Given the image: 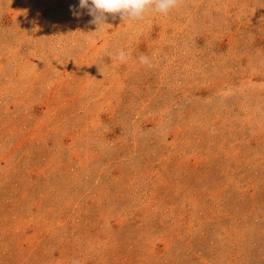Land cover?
<instances>
[{"label":"rangeland","instance_id":"obj_1","mask_svg":"<svg viewBox=\"0 0 264 264\" xmlns=\"http://www.w3.org/2000/svg\"><path fill=\"white\" fill-rule=\"evenodd\" d=\"M77 4L0 0V264H264V0Z\"/></svg>","mask_w":264,"mask_h":264},{"label":"clouds","instance_id":"obj_2","mask_svg":"<svg viewBox=\"0 0 264 264\" xmlns=\"http://www.w3.org/2000/svg\"><path fill=\"white\" fill-rule=\"evenodd\" d=\"M180 3L181 0H78V4L70 5L69 10L77 18L85 14L90 16L91 19L87 23L100 30L110 25L107 23L109 18L115 20L119 17L123 21L139 22L143 21L149 12L167 16ZM113 58L120 62L127 60L123 50ZM137 59L142 65L152 66L150 58L146 55H140Z\"/></svg>","mask_w":264,"mask_h":264}]
</instances>
